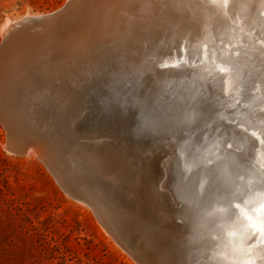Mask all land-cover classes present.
Instances as JSON below:
<instances>
[{"label":"bare ground","instance_id":"6f19581e","mask_svg":"<svg viewBox=\"0 0 264 264\" xmlns=\"http://www.w3.org/2000/svg\"><path fill=\"white\" fill-rule=\"evenodd\" d=\"M81 13H68L69 31L86 28L59 68L13 58L7 79L0 63L4 147L37 143L18 152L46 156L137 264H264V0H87ZM40 14L6 18L1 37ZM98 47L113 70L84 75L144 79L139 102L77 85L78 60ZM133 108L153 124L132 128Z\"/></svg>","mask_w":264,"mask_h":264},{"label":"rangeland","instance_id":"374dc122","mask_svg":"<svg viewBox=\"0 0 264 264\" xmlns=\"http://www.w3.org/2000/svg\"><path fill=\"white\" fill-rule=\"evenodd\" d=\"M64 1L0 0V28ZM5 139L0 123V264H137L39 159L7 151Z\"/></svg>","mask_w":264,"mask_h":264},{"label":"water","instance_id":"95a60500","mask_svg":"<svg viewBox=\"0 0 264 264\" xmlns=\"http://www.w3.org/2000/svg\"><path fill=\"white\" fill-rule=\"evenodd\" d=\"M85 7H87V0H66L64 1L60 6L57 8L37 15V16H29L25 21L22 23H13L11 25V28L13 30L6 31L0 38V63L3 65L4 71L8 70L7 73V79H11L12 74H15V70L13 68L12 60L14 58L17 59V61L23 66V69L33 72L34 66L32 63L37 64V66H41V62H45L47 65H50L52 67L51 69H57L59 67L56 66V60L58 58L64 59L65 57L69 56V52L66 50H71L72 47H74L75 44L73 41L77 39L75 36L77 33H81V31H85L86 27L82 23L78 24V28L76 30L77 33H74V31H69L70 25L68 21V13L70 11H74L80 9L81 16L83 17ZM68 36V37H67ZM63 38H69V40H62ZM66 44V45H64ZM103 51H107V47ZM102 50V49H101ZM72 52H78L81 53V51H73ZM91 56L89 58L79 59L80 63L77 65V85H84L85 83L90 86L91 91L96 90L98 92H105L108 91L109 88H112L115 92L112 94L113 97H122V101H126L128 103V92L129 90H133V104L135 102H139V88L142 86H148V84L144 83V79H139L138 83H130L131 80H128L126 77L123 78L121 75V81L122 83L118 82L111 84L109 81L104 80L102 76L98 79H91L88 78V76L84 75V72L82 71L81 67L82 65L87 64V66L91 69L96 67L97 63L105 64L109 67L110 70H113L114 65L111 64L110 61H106V58L104 57V52H99V47L92 49V51H87ZM73 56V55H72ZM120 56V53L115 55ZM34 58H38L37 60H33ZM86 59V61H85ZM76 61V62H78ZM120 69V68H119ZM114 69L112 73H118L120 70ZM95 72V71H94ZM2 72H0V75ZM4 73V72H3ZM10 73V74H9ZM121 73V72H120ZM124 76V75H123ZM5 77V78H6ZM6 79V81H7ZM72 81V78L70 79ZM125 84V86H123ZM123 87L125 90H123ZM120 88V89H118ZM4 94L7 93L5 89H3ZM151 93V92H150ZM121 105L116 106L115 110L119 112L120 115H122L121 111ZM155 107L154 109L157 111V113L161 114L162 107ZM156 113V114H157ZM132 114V115H131ZM103 120H107L110 122L111 120L104 118L102 115H100ZM129 120L131 122L132 128L141 129L145 126L143 125H152L150 123V115L146 113V109L143 108H133V111L130 113ZM155 118V117H154ZM156 118L160 119V116H157ZM153 119V118H152ZM156 119V120H158ZM161 120V119H160ZM180 124V123H179ZM187 124V123H186ZM185 123L180 125V129H182L185 125ZM188 125V124H187ZM146 126V127H147ZM89 129H92L93 126L88 125ZM183 130V129H182ZM124 132L127 134L132 133L129 129H124ZM7 139V138H6ZM7 141H10V139H7ZM11 142V141H10ZM14 146L9 148V150L18 152V149H24L27 145H32L36 147L37 149L38 144L29 140H21V141H14L12 142ZM19 153V152H18ZM37 158L43 163V165L46 167V169L50 172V174L53 176L55 182L57 185L61 188L63 192H65L69 197L75 199V200H82L69 191H67L62 184L58 181V179L55 177L53 172L49 169L51 166L50 163L47 162V157L40 156V151H38ZM201 201L209 202L211 200V197H206V195H202L200 197ZM84 201V200H83ZM85 202V201H84ZM86 203V202H85ZM88 205V203H86ZM90 206V205H88ZM132 206L135 207V209H139V206L137 203L133 202ZM93 211V210H92ZM128 213V211H127ZM95 218L99 222V224L104 228L101 221L98 219L97 215L94 213ZM105 229V228H104Z\"/></svg>","mask_w":264,"mask_h":264},{"label":"snow or ice","instance_id":"6c2138e0","mask_svg":"<svg viewBox=\"0 0 264 264\" xmlns=\"http://www.w3.org/2000/svg\"><path fill=\"white\" fill-rule=\"evenodd\" d=\"M255 234V233H254Z\"/></svg>","mask_w":264,"mask_h":264}]
</instances>
